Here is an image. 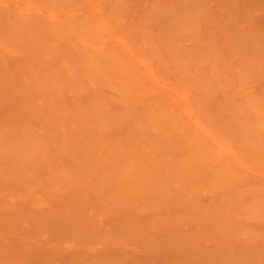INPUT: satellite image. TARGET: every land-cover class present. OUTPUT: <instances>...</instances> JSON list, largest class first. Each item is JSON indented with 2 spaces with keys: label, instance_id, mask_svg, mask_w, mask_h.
Instances as JSON below:
<instances>
[{
  "label": "bare ground",
  "instance_id": "bare-ground-1",
  "mask_svg": "<svg viewBox=\"0 0 264 264\" xmlns=\"http://www.w3.org/2000/svg\"><path fill=\"white\" fill-rule=\"evenodd\" d=\"M0 264H264V0H0Z\"/></svg>",
  "mask_w": 264,
  "mask_h": 264
}]
</instances>
